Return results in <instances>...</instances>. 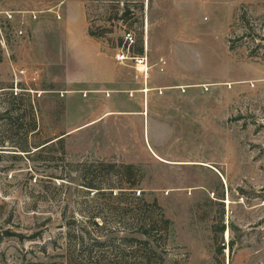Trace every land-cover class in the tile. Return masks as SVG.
Segmentation results:
<instances>
[{
	"label": "rangeland",
	"instance_id": "obj_1",
	"mask_svg": "<svg viewBox=\"0 0 264 264\" xmlns=\"http://www.w3.org/2000/svg\"><path fill=\"white\" fill-rule=\"evenodd\" d=\"M85 25L105 60H75ZM124 30L135 52L147 38V76L116 61ZM112 70L108 87L124 92H163L156 72L196 90V126L150 105L136 122L105 119L98 142L94 128L57 140L65 117L87 111L64 109L66 78ZM156 144L196 164L158 160ZM127 159L138 160L137 193L169 218L164 264H264V0H0V264H66L61 213L87 200L80 166L91 182L106 178L99 162Z\"/></svg>",
	"mask_w": 264,
	"mask_h": 264
},
{
	"label": "trees",
	"instance_id": "obj_2",
	"mask_svg": "<svg viewBox=\"0 0 264 264\" xmlns=\"http://www.w3.org/2000/svg\"><path fill=\"white\" fill-rule=\"evenodd\" d=\"M89 34L94 35L90 31ZM137 51L143 53L141 47ZM35 129L33 118L29 132ZM61 139L57 138L62 142ZM51 140L40 144V148ZM61 151L64 154L62 143ZM98 164L106 169L101 174L106 178L87 181L91 170L82 164L80 185L86 188L87 200L77 212L67 215L65 207L61 213L66 233V264H164L170 221L156 199H147L143 190L137 193L141 179L138 168L133 163ZM88 189L93 192L91 196Z\"/></svg>",
	"mask_w": 264,
	"mask_h": 264
},
{
	"label": "crops",
	"instance_id": "obj_3",
	"mask_svg": "<svg viewBox=\"0 0 264 264\" xmlns=\"http://www.w3.org/2000/svg\"><path fill=\"white\" fill-rule=\"evenodd\" d=\"M65 36L66 38L69 37L71 41V29L69 28V25L66 26L65 30ZM85 46L81 47L79 49L76 48L75 44L71 42V51H75V60L79 61L83 60V63H89L90 61L94 60L95 57L100 56L102 60L104 59L100 54H96L97 50V42L92 38L88 31L86 30L85 25ZM147 43V46H146ZM145 52L147 55V61H148V42L147 38H145ZM105 60V59H104ZM72 62H75L71 60ZM78 62V61H77ZM112 63V62H111ZM149 63V62H148ZM166 63L164 60V63L161 62V65L158 69V71L163 70V65ZM114 67V66H113ZM148 75V71L146 76ZM168 75L165 74V76L160 75L158 72H156V76H152V80H156L155 82L160 83V86L165 87L163 92H153L152 89H150L146 85L144 87H140L138 91L135 92H124L121 89H117L116 87H108L110 85H113L114 82L118 81L117 77L114 76L113 70L112 73L109 75H105L104 72L98 73L96 75H80L78 77H67L65 80V83H67L69 86H72L74 88L68 89L69 87H64V101H65V107L64 109H69L70 107H79L81 105L82 109L87 110L85 115H81L82 117L79 118L76 121H71L68 118L65 117V123L66 124V130L62 132L60 135L56 137H63V136H72L77 131H86V129L94 128L92 130H88L89 132L94 131L95 129L103 130V132L100 133V136H97V142L100 140L101 137H103L106 133L104 130V126H101V122H103L105 119L111 117L113 121L116 123L119 118L124 117L126 120H131L133 122H136L139 120L138 117L141 115H144L145 108L148 109L151 105L155 108H167V110H174L179 109V113L185 116V114L192 113L191 117H189L190 122H192L193 127L196 126V90H190L188 89L186 92L183 89L179 91L178 89H174L170 87V81L168 80ZM147 79V77H146ZM73 84L76 85H85L87 88H83L84 86L76 87L73 86ZM178 84L184 85L185 82H179ZM115 86V85H113ZM78 88V89H75ZM112 88V89H111ZM147 88L148 91H144ZM111 91L109 92V90ZM144 89V90H143ZM73 90H77L80 92H73ZM105 90H108L105 92ZM66 91V92H65ZM78 94L77 98L80 99V101H74L73 98H65L67 95L70 97H74V95ZM80 95V96H79ZM80 104V105H79ZM67 111V110H66ZM67 121V122H66ZM104 134L101 136V134ZM114 137L117 139V137L121 138V129L118 128V130L114 131ZM85 135V133H84ZM83 136V135H82ZM84 137V136H83ZM113 139V142H116V139ZM91 143V141H89ZM157 147H150L149 152L152 156L155 158L162 159L165 161V163H193L196 164V159L192 161H182V158H176L177 155L174 153H171L167 151L162 146ZM160 160V161H162ZM129 163H138V160L133 159H127L124 160ZM162 161V162H164Z\"/></svg>",
	"mask_w": 264,
	"mask_h": 264
},
{
	"label": "built area",
	"instance_id": "obj_4",
	"mask_svg": "<svg viewBox=\"0 0 264 264\" xmlns=\"http://www.w3.org/2000/svg\"><path fill=\"white\" fill-rule=\"evenodd\" d=\"M136 44V36L132 30H124L123 32V42L120 46V50L115 53V59L119 63L129 62L138 72L144 76L147 74L149 68L147 55L144 51L143 53H138L132 50ZM164 63V60H161Z\"/></svg>",
	"mask_w": 264,
	"mask_h": 264
},
{
	"label": "bare ground",
	"instance_id": "obj_5",
	"mask_svg": "<svg viewBox=\"0 0 264 264\" xmlns=\"http://www.w3.org/2000/svg\"><path fill=\"white\" fill-rule=\"evenodd\" d=\"M145 91H148V89L146 88ZM226 237H228V232H226Z\"/></svg>",
	"mask_w": 264,
	"mask_h": 264
}]
</instances>
